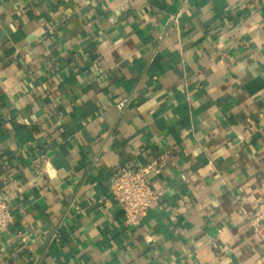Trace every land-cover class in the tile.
<instances>
[{
  "label": "crops",
  "instance_id": "obj_1",
  "mask_svg": "<svg viewBox=\"0 0 264 264\" xmlns=\"http://www.w3.org/2000/svg\"><path fill=\"white\" fill-rule=\"evenodd\" d=\"M0 191V264H264V0H0Z\"/></svg>",
  "mask_w": 264,
  "mask_h": 264
},
{
  "label": "built area",
  "instance_id": "obj_2",
  "mask_svg": "<svg viewBox=\"0 0 264 264\" xmlns=\"http://www.w3.org/2000/svg\"><path fill=\"white\" fill-rule=\"evenodd\" d=\"M178 15L173 16L176 21ZM128 99L118 103L120 109H124ZM165 167L162 160H153L144 166L136 168L120 167L111 178V193L115 201L124 212V222L127 226H137L149 210L160 201L163 193L152 188L149 176L153 173H161ZM51 177L49 170H43ZM14 223V215L6 199L0 191V233Z\"/></svg>",
  "mask_w": 264,
  "mask_h": 264
}]
</instances>
